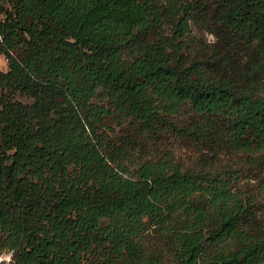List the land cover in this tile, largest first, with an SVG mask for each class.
Wrapping results in <instances>:
<instances>
[{"label": "trees", "instance_id": "obj_1", "mask_svg": "<svg viewBox=\"0 0 264 264\" xmlns=\"http://www.w3.org/2000/svg\"><path fill=\"white\" fill-rule=\"evenodd\" d=\"M2 1L0 252L10 250L9 264H93L89 254L159 264L144 257L139 234L147 218L164 212L171 264H264V227L243 222L245 206L220 179L166 159L121 168L96 131L110 111L149 129L184 101L223 116L191 129L196 134L258 149L264 0H216L209 30L224 45L215 52L217 78L173 60L161 39L145 38L155 20L150 0ZM184 29L180 22L177 32ZM97 88L107 105L91 101Z\"/></svg>", "mask_w": 264, "mask_h": 264}, {"label": "rangeland", "instance_id": "obj_2", "mask_svg": "<svg viewBox=\"0 0 264 264\" xmlns=\"http://www.w3.org/2000/svg\"><path fill=\"white\" fill-rule=\"evenodd\" d=\"M150 1L155 20L145 38L161 39L173 60L179 57L183 65L196 64L205 77L217 78L223 69L218 66L215 52L216 48L222 50L224 45L209 30L213 27L212 16L217 11L216 0ZM2 3L7 5L6 0ZM180 22L185 24V29L179 34ZM130 49L126 47L123 50V57L127 60L134 53ZM6 67V59L0 53V70L4 71ZM257 93L264 97V79ZM14 98L23 103L31 101L19 94H15ZM91 101L107 105L105 91L97 88ZM110 108L112 110V106ZM214 116L198 113L183 101L175 112L162 113V119L154 117L149 129L134 116H119L110 111L101 117L96 131L102 137V151L121 168L132 170L143 161L166 159L180 171L220 179L245 206L243 222L261 231L264 227V139L258 149L245 150L225 139L218 140L191 130L206 125ZM216 117L218 121L223 118ZM166 120L180 129H172ZM171 225V215L165 212L162 216L146 219L139 241L147 260L156 259L159 264H171ZM87 258L93 264H113L107 262L106 257L96 258L89 254ZM9 259L10 250L4 248L0 252V264H9ZM83 264H89L88 260Z\"/></svg>", "mask_w": 264, "mask_h": 264}]
</instances>
